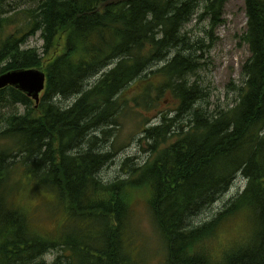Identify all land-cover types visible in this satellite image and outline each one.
I'll list each match as a JSON object with an SVG mask.
<instances>
[{
    "label": "trees",
    "instance_id": "obj_1",
    "mask_svg": "<svg viewBox=\"0 0 264 264\" xmlns=\"http://www.w3.org/2000/svg\"><path fill=\"white\" fill-rule=\"evenodd\" d=\"M6 1L18 3L0 7V74L37 68L47 78L37 106L0 90V112L17 108L0 121V264H37L53 251V264H154L132 229L138 191L162 241L159 264H264V0H245L250 57L236 104L215 109L190 81L203 64L184 29L199 0ZM229 1L204 2L213 24ZM38 33L42 46L26 47ZM131 112L143 118L149 157L127 158L123 175L106 179L113 156L98 140ZM238 176L245 188L192 226ZM21 194L59 214L54 231L38 230ZM234 218L245 221L244 240L217 255L213 240Z\"/></svg>",
    "mask_w": 264,
    "mask_h": 264
},
{
    "label": "rangeland",
    "instance_id": "obj_2",
    "mask_svg": "<svg viewBox=\"0 0 264 264\" xmlns=\"http://www.w3.org/2000/svg\"><path fill=\"white\" fill-rule=\"evenodd\" d=\"M199 1L201 6L184 29L194 42L197 48L196 53L201 57V63L203 64L202 69L190 77V81L196 80L201 86L206 88L207 100L212 109L231 108L236 104L238 97L236 90L242 86V66L250 57L249 47L243 39L247 24L245 0H230L226 3L220 21L214 24L212 23L211 14H206L204 8L206 0ZM8 3H11V7H15L18 2L6 1L0 7L5 8ZM24 7L18 6L14 11L22 10ZM6 16H11V14ZM13 31V28L8 30V32ZM42 43L43 41L38 33L28 39L26 47L40 48ZM75 99L73 97V99L62 100L63 105L71 104ZM168 102L169 100L166 99L165 105L162 107L163 110L170 108V106H167ZM24 110L21 106L18 108L19 112ZM16 111V107L3 109L0 112V121L1 118H5V115ZM157 116L158 113L156 111L147 115L149 119L147 124H155L158 121ZM142 119L131 112L120 121V125H115L111 129L112 135L110 137H107L106 140L105 138L98 140V147L113 156V161L102 171L104 178L112 180L123 175V164L129 157L136 164L143 162L149 157V146L139 138V125ZM246 183L244 178L238 176L229 189L222 193L210 207L195 216L190 221V224L195 226L209 221L216 213L224 210L229 201L245 188ZM147 196L148 194L143 191H138L134 195L132 229L150 247L151 257L153 258H149V260L151 259L154 264H159L164 258L160 252L162 241L155 228ZM17 200L26 208L29 217L39 231L48 233L56 229L57 220L54 218L58 217L59 214H52L50 205L47 206L38 198L27 196V194L18 195ZM245 231L246 224L242 218L230 220L220 229L218 236L213 240V252L220 255L230 249L235 243L243 241ZM56 256V251L49 252L39 259L37 264H53Z\"/></svg>",
    "mask_w": 264,
    "mask_h": 264
},
{
    "label": "water",
    "instance_id": "obj_3",
    "mask_svg": "<svg viewBox=\"0 0 264 264\" xmlns=\"http://www.w3.org/2000/svg\"><path fill=\"white\" fill-rule=\"evenodd\" d=\"M46 73L37 68L18 69L0 74V90L11 87L39 105L46 88Z\"/></svg>",
    "mask_w": 264,
    "mask_h": 264
}]
</instances>
